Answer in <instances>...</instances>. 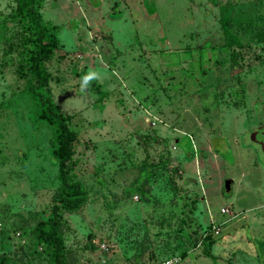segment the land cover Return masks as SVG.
<instances>
[{
    "label": "rangeland",
    "instance_id": "obj_1",
    "mask_svg": "<svg viewBox=\"0 0 264 264\" xmlns=\"http://www.w3.org/2000/svg\"><path fill=\"white\" fill-rule=\"evenodd\" d=\"M41 1L61 44L49 90L88 193L63 214L68 263L264 264V150L251 140L264 132V0ZM14 6L0 0V260L46 264L31 231L57 165L17 73ZM211 221L213 260L196 246Z\"/></svg>",
    "mask_w": 264,
    "mask_h": 264
},
{
    "label": "trees",
    "instance_id": "obj_2",
    "mask_svg": "<svg viewBox=\"0 0 264 264\" xmlns=\"http://www.w3.org/2000/svg\"><path fill=\"white\" fill-rule=\"evenodd\" d=\"M14 3L9 21L16 27L21 43L17 73L19 77L29 79L24 91L34 106L36 118L52 130L51 155L57 165L58 187L52 197L49 215L38 221L31 231L32 249L34 253L42 251L46 264H69L62 231L65 226L63 214H74L80 210L87 201L88 193L76 180L74 172V146L78 136L69 126L70 116L59 109L49 90L50 75L46 66L61 47L59 28L44 20L41 0H14ZM221 28L226 44L241 46L239 40L230 34L226 23H221ZM88 83L99 93L100 86L95 80ZM224 192L227 194L229 190L224 188ZM213 238L209 226L196 245L212 260ZM0 264H4L3 259Z\"/></svg>",
    "mask_w": 264,
    "mask_h": 264
},
{
    "label": "built area",
    "instance_id": "obj_3",
    "mask_svg": "<svg viewBox=\"0 0 264 264\" xmlns=\"http://www.w3.org/2000/svg\"><path fill=\"white\" fill-rule=\"evenodd\" d=\"M221 212L223 214L228 213V210H221ZM211 233L213 234V237H216L220 234V228H219V224H217L214 221H211ZM180 258L178 257H173V258H169L167 260L161 261L157 264H179Z\"/></svg>",
    "mask_w": 264,
    "mask_h": 264
},
{
    "label": "water",
    "instance_id": "obj_4",
    "mask_svg": "<svg viewBox=\"0 0 264 264\" xmlns=\"http://www.w3.org/2000/svg\"><path fill=\"white\" fill-rule=\"evenodd\" d=\"M256 137H257V133L252 134V135H251V140L254 141V142H256L257 139H258V138L256 139ZM262 149L264 150L263 147H262ZM230 187H231V183H230V181H228V180L225 181V182H224V188H225V190H226V191L230 190Z\"/></svg>",
    "mask_w": 264,
    "mask_h": 264
},
{
    "label": "flooded vegetation",
    "instance_id": "obj_5",
    "mask_svg": "<svg viewBox=\"0 0 264 264\" xmlns=\"http://www.w3.org/2000/svg\"><path fill=\"white\" fill-rule=\"evenodd\" d=\"M257 137H259L256 141V143L264 148V132H258L257 131Z\"/></svg>",
    "mask_w": 264,
    "mask_h": 264
},
{
    "label": "clouds",
    "instance_id": "obj_6",
    "mask_svg": "<svg viewBox=\"0 0 264 264\" xmlns=\"http://www.w3.org/2000/svg\"><path fill=\"white\" fill-rule=\"evenodd\" d=\"M95 75V73L90 74L89 76L85 77V83H87L89 80H91L93 78V76Z\"/></svg>",
    "mask_w": 264,
    "mask_h": 264
}]
</instances>
